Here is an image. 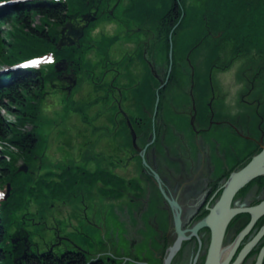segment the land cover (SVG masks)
Wrapping results in <instances>:
<instances>
[{"label":"rangeland","instance_id":"374dc122","mask_svg":"<svg viewBox=\"0 0 264 264\" xmlns=\"http://www.w3.org/2000/svg\"><path fill=\"white\" fill-rule=\"evenodd\" d=\"M174 1L177 2L176 0H122L121 4L115 9L114 14L116 18L103 17L98 23L96 22L87 30L86 39H84V55L93 51L96 60L94 64L87 62L81 64L83 70L80 71L79 78L80 81L86 80V83H78L79 86L76 87V90L71 95L64 90L54 89L51 98L44 102L36 129L39 137L37 156L35 159L32 157L34 160L30 161L31 165L37 168L42 163L40 166L42 167L43 174L45 172L57 173L61 165L64 166L65 164L67 166L70 165V167L80 164L84 168L92 169L89 164H92L95 159L101 158V162L110 163L108 167H111L113 166L112 162H114L108 156V153H113L109 150L111 147L118 152L121 160L123 159L119 166L128 165V172L123 171L125 176L134 177L136 174H139L141 162L134 155L135 148L133 147L129 131L127 132L129 148L121 151L114 148L118 143V137L115 135V123L113 122L115 117H111L112 122L109 121V118L98 120L96 122L98 129L91 128L92 125L96 127L94 124H88L90 118L99 119L103 117L102 115L110 112L109 102L104 99L96 103L78 102L76 100L77 90L81 91L82 87L87 86L89 81H97L99 79L98 76L103 72L102 75L108 74L111 76L110 79L108 78V85H112L113 81L117 79L116 83L113 84L116 88L114 90L116 95L121 91L119 88L127 89L138 83L141 80V74H139V65L136 59H141L144 63L141 54H144V51L148 50L147 45L140 46V43L142 41L146 42V39H164L163 35L164 37H168L169 32L164 33L165 30L162 27V18L166 11L174 6ZM255 1L257 2L258 0ZM97 2L99 0H96ZM184 2L186 3L187 14L183 24L175 30L169 50L164 48L158 56H155L149 50L144 55L151 68L147 66L144 69L141 76L142 80L146 83L151 82L158 72H165L172 65V69H176V77L182 78L187 89L191 88V91H193L191 87V76H193L194 83L198 88L206 85L204 93H206L207 100H212L215 97L213 106L218 104L219 99H223L229 115L234 116V112L236 113L240 104L244 103L243 105H245L243 101L245 99L249 102H252V99L260 100V106L254 103L252 107L254 110L257 107V109L262 111L264 105V86H262V81L260 82L256 78L259 71L264 73V3L250 9L239 0H184ZM247 10L250 11L247 12ZM36 21V23L41 24L40 17H37ZM214 21L215 24L213 25ZM109 22L118 24V28L112 36L105 34L109 29ZM5 28L7 29V26ZM100 31L105 32H103L104 34H99ZM143 31L149 32V34ZM123 45L125 46L123 47ZM155 45L157 46L158 43L156 42ZM160 47H163V45ZM192 48L197 49L192 52ZM205 50L210 51V54H207L205 58L208 64L213 61L214 55L217 54L216 59H214L215 61L211 64L212 69H209L205 61L201 62L204 59L203 52ZM260 53H263L262 56L258 55ZM128 54L131 55L130 59L127 57ZM241 66L244 67L243 70ZM158 67H163L166 70L160 71ZM156 68L157 70L155 71ZM181 68L185 69L186 74L184 76H177L181 72ZM123 71V78L119 77ZM94 73L96 76L93 75ZM241 75H243L245 80L240 79ZM211 78L214 85V97L212 96L210 87L207 85L209 84V80L212 83ZM48 80L51 83V79ZM55 80V83H60V79L57 78ZM242 83L246 91L243 90L241 92ZM221 85L223 88L219 87ZM152 87L154 86H147L145 84L133 90V93L137 96L143 94L146 97H151ZM130 91L132 89L124 90L125 98L128 97ZM97 92L107 94L105 89L99 87L97 88ZM257 93L260 94V97L255 95ZM138 110L139 113L143 114V109L139 108V106L131 110L127 109L131 115H138ZM243 110L245 113L247 112L246 107H243ZM3 113L7 119L13 121L17 119L12 113H5L4 111ZM118 118L120 119L121 117ZM145 121H147V124L144 135L148 138L157 135L158 141L155 143V147L161 148L162 138H169L168 133L152 122L151 118ZM65 136L75 138V140H72V142L67 140L65 142ZM210 136L208 142H213L214 145L212 146L214 147L224 146L219 136H225L227 144L231 141L229 135L226 136V134L221 132L211 133ZM85 137L91 138L92 141H89V143L88 141H83ZM120 138L122 143L126 144L124 133L121 134ZM107 139L109 142L105 143ZM97 140L100 141L102 148L98 147ZM146 140L143 141V144H145ZM138 141L141 143L140 137ZM67 142H71L70 145L76 147L80 146L81 152L75 153L71 151L70 148H67L70 146H67ZM174 143L176 147L180 144L176 134H174ZM236 144L240 148H244L245 152L251 148L250 145L246 148L245 142H242L240 138L239 143L236 142ZM138 145L139 147L145 146ZM164 146L170 148V145L167 143ZM179 148L176 151V155L178 154V156L182 153V149L180 150ZM167 159L169 160V158ZM169 163L170 165H168L167 169L172 166L178 167L179 165L177 160L170 161ZM34 167H32L33 170ZM98 168L100 167L98 166ZM98 173V178H100L102 174ZM145 176L147 179H154L147 169ZM114 190L117 191L114 192L115 194L111 193L112 195L109 194L110 196L102 197L104 202L98 204L99 207L93 208L95 211L90 208V203L87 200L82 199V194H86V188H82L68 198L72 200L75 199L73 195L80 196L79 208L76 211H73V208L68 209L67 206L61 205L62 202L58 205L59 201L57 200L60 199L54 201L31 200L27 201L20 210L16 211L14 219L23 216L33 218V220L28 219L27 224L35 228L32 232L31 242L37 244V248L40 250L45 249L48 244L54 241L55 232L58 231L63 238H61L62 242L67 237L70 238L69 242H81L83 239L82 235L76 234L74 229H76V226L87 224V226L92 225L100 232L83 230L82 226L79 228L81 232H86L89 236L95 237L94 240L86 243L87 247L80 244L93 257H96L95 255L101 251L105 253L107 261L109 256L107 250L111 249L110 252L115 250V256H113L117 261L115 264H146L151 251L152 217L145 212L146 208H143V202L140 200L142 191L140 189L137 191V189L125 187H118ZM151 196L155 197V194L152 193ZM140 202L142 205H140ZM50 203L54 206L49 207V210L46 211ZM72 205L76 207V203ZM141 209L144 210L142 211ZM161 209L165 210L164 204L160 207ZM97 211H100L101 214H98ZM62 216L70 221H64V219H61ZM169 218L167 214L162 215L163 228H168ZM53 220H59L62 223L58 222L57 225ZM81 221L84 222L81 223ZM100 228L102 229L100 230ZM12 231V228L9 227L8 232ZM101 231L103 235H101ZM76 236L78 238H74ZM115 238L116 241L114 240ZM109 240L116 242V249L110 247L111 242ZM94 243L98 245H92ZM90 246H93L94 249L88 248ZM190 246L191 239H187L184 249L188 247V250ZM20 247H22V244H20ZM168 247L167 245L153 264H161L162 258L167 254L165 252ZM45 250L47 251V249ZM234 256L236 257V255ZM234 256L232 260H234ZM92 259L90 257L88 261L90 262ZM109 261L112 262L111 259Z\"/></svg>","mask_w":264,"mask_h":264},{"label":"flooded vegetation","instance_id":"af4514ba","mask_svg":"<svg viewBox=\"0 0 264 264\" xmlns=\"http://www.w3.org/2000/svg\"><path fill=\"white\" fill-rule=\"evenodd\" d=\"M96 8L100 10L101 6L87 10L85 14ZM83 23L81 17L74 21L76 26L83 25ZM262 54L258 55L262 56ZM182 73V76L186 74L185 69H182ZM174 75L169 77V82L173 84L176 83ZM241 78L245 80L243 75ZM256 79L262 81L264 85V73L262 71H259ZM176 84L178 89L182 88L181 81ZM244 87L242 83L241 92L246 91ZM187 94L190 100L185 99L186 101L184 95H181L183 99L181 104H184L182 106L173 101L170 102L174 110H179L178 107L185 109L182 112L185 116V119L182 118L183 122L173 124L174 134H176L180 144L176 147L174 141L171 140L170 148L162 146L159 150L151 148L146 151V160L155 168L160 179L158 181L147 179L145 176L146 169L142 165L139 174H136L139 178L137 187L142 191L140 200L143 202V208H146L145 212L153 216L164 204L165 210L161 209L162 211L158 213L167 214L168 217L179 214L181 228L187 230L186 235H191L190 248L187 250L188 247H186L183 250L184 244H186V241H183L170 264H204L211 243L212 228L200 227L196 234L192 232L193 229L202 219L211 214L212 209L222 198L231 173L243 168L253 156L261 151L260 148L264 145V105L262 111L257 107L254 110L252 107L254 103L260 106V100L252 99V102L243 100L245 105H243L244 103L240 104L233 116L229 115L225 105L212 106L211 102L205 103L206 108L200 111V109L198 110L200 105H197L195 97H191L193 94L191 88ZM255 95L260 97L259 93ZM243 107L247 108L246 113ZM162 129L168 132L169 124L162 123ZM219 132L231 137L230 145L227 144L225 136H219L224 146L214 147L212 146L214 145L213 142H208L211 133ZM163 137L165 136L163 135ZM239 138L245 142L246 148L250 145L251 150L245 152L244 148H240L236 144V142L239 143ZM178 147L180 150L182 149L180 156L176 155ZM174 160L179 162L178 167L172 166V170L171 168L167 169L170 165L169 162ZM123 171L128 172V165L123 166ZM152 193L155 194V197L151 196ZM262 203H264V175L252 179L234 194L230 206L237 212L232 216L225 230L222 243L223 261L228 258L236 243L238 246L233 254L236 257L234 256V260H232L233 257L231 258L230 264L238 260L241 251L255 240L240 264H257L259 252L264 247V234L260 236V232L264 229V208L257 210L258 213L261 212L258 216H254L251 209ZM140 205H142L141 202ZM214 213L216 216L223 217V212L220 209ZM158 225V223H154V228L159 231V242L161 237L162 247L168 245L169 249L177 240L178 235L175 229L171 227L170 222L168 228L162 227L160 229V225L156 227ZM117 235L119 236V234ZM121 248L123 249L122 245ZM112 253L115 256V250ZM178 253L179 255H177ZM180 253L182 254L180 255ZM197 254L198 257L194 263ZM167 256L162 258L161 264H165ZM109 259L112 260L113 264L117 262L113 257Z\"/></svg>","mask_w":264,"mask_h":264},{"label":"trees","instance_id":"16d2710c","mask_svg":"<svg viewBox=\"0 0 264 264\" xmlns=\"http://www.w3.org/2000/svg\"><path fill=\"white\" fill-rule=\"evenodd\" d=\"M68 5L38 3L28 9L15 10L9 16L0 21L1 28L8 25L14 29V33L0 29V67L13 65L25 58L44 53L47 50H56L59 29L67 19V11L76 9V4L88 7L90 0H74ZM177 7V6H176ZM175 7V12L177 11ZM40 17L41 24L36 23ZM6 37L17 39H7ZM19 38V39H18ZM60 58L76 61V48L57 50ZM77 63V62H76ZM0 139L16 146L19 157H23L26 163H30L37 148V139L34 131H24L28 124L35 123L38 116L39 90L43 88L44 76L38 71L13 74L0 77ZM5 109L17 117V122H9L2 114ZM7 153H0V183L10 182L13 186L9 202L5 206L4 213L0 216V247L7 234L6 224L10 220L12 211L23 206L26 195L37 198L51 195L58 196L72 190L76 182L81 181L82 171H68L62 176V180L55 181L47 178L39 179L34 183L30 174L17 171L18 158L9 162ZM64 178V179H63ZM88 182L98 178V174L85 173ZM108 179V178H106ZM29 260L27 264H31ZM39 264H82L83 260L76 256L57 259L54 257L42 258ZM0 264H14V256L10 250L0 249Z\"/></svg>","mask_w":264,"mask_h":264},{"label":"water","instance_id":"95a60500","mask_svg":"<svg viewBox=\"0 0 264 264\" xmlns=\"http://www.w3.org/2000/svg\"><path fill=\"white\" fill-rule=\"evenodd\" d=\"M69 30V35H71V37H69L68 41L70 44H76V41L74 40V38H79L83 36V31H81V29H75L72 26H70V24L67 25L66 30ZM66 61H63L61 64L58 65V70L62 71L65 70L67 68V65L62 67V64H65ZM24 170H27V167L24 166ZM264 173V146H262V151L260 154L256 155L253 157V159L242 169H240L239 171L233 173L230 177V179L228 180V183L225 187V191L223 193L222 198L218 201L217 205L215 206L214 209H212V212L209 216L206 217V219H204L202 222H200L194 229H193V233L196 234L197 230L200 227H211L212 228V240H211V244H210V248L208 251V255L205 261V264H222L221 262V256H222V250H221V245H222V239H223V235L226 229V226L229 222V220L231 219V217L237 212L236 209H233L230 207V203L231 200L235 194V192L242 187L243 185H245L248 181H250L252 178L259 176L261 174ZM155 177L158 178L157 174H155ZM158 207V206H157ZM264 208V203L260 204L257 207L252 208L251 212H253L254 216H258L261 214L257 212V210L261 209L263 210ZM158 209V208H157ZM222 211V216L223 217H219V215H215V211L219 210ZM161 211L160 208L158 209V211L151 217H152V228H151V251H150V255L148 258V261L146 264H153L156 259L161 255V253L164 251V249L166 248V246L162 247L161 244V237H160V242H159V231L157 229L154 228V223H158L161 227L160 229L163 227V220H162V215L159 214L158 212ZM174 223H175V231L179 236V239L177 241V244L175 245V249L180 246V242L183 239L189 238L185 235V232L187 230H182L181 228V218L179 214H175V219H174ZM156 226V227H159ZM186 241V240H184ZM186 243V242H185ZM185 245V244H184ZM237 248V247H236ZM184 250V247H183ZM182 250V251H183ZM172 251L174 252V248L172 249ZM247 252V248L242 252V256ZM182 253H180L181 255ZM264 256V248L262 249L261 253H260V257L258 260L257 264H261L262 259ZM228 260H226L224 262V264H227ZM239 261H237L234 264H238ZM107 264H113V262L108 261Z\"/></svg>","mask_w":264,"mask_h":264},{"label":"bare ground","instance_id":"6f19581e","mask_svg":"<svg viewBox=\"0 0 264 264\" xmlns=\"http://www.w3.org/2000/svg\"><path fill=\"white\" fill-rule=\"evenodd\" d=\"M242 1L243 3H245L250 9L251 7L257 6L259 4H263L264 0H258L257 2L255 0H239ZM250 10H247V12H249ZM263 14V13H262ZM115 27V26H114ZM257 37V36H255ZM253 179V178H252ZM259 238V237H258ZM236 250V249H235ZM168 264H170V262H168Z\"/></svg>","mask_w":264,"mask_h":264},{"label":"snow or ice","instance_id":"6c2138e0","mask_svg":"<svg viewBox=\"0 0 264 264\" xmlns=\"http://www.w3.org/2000/svg\"><path fill=\"white\" fill-rule=\"evenodd\" d=\"M41 63V61L39 60H36V61H33L29 64H25L24 67H33V66H38L39 64ZM4 194L3 193H0V198H3Z\"/></svg>","mask_w":264,"mask_h":264}]
</instances>
